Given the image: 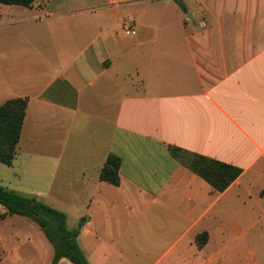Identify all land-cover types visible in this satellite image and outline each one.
I'll return each instance as SVG.
<instances>
[{"label":"crops","instance_id":"crops-1","mask_svg":"<svg viewBox=\"0 0 264 264\" xmlns=\"http://www.w3.org/2000/svg\"><path fill=\"white\" fill-rule=\"evenodd\" d=\"M80 1L0 3V104L28 99L0 186L66 213L90 264H264V0ZM170 146L242 172L215 191ZM37 227L0 218V264H74Z\"/></svg>","mask_w":264,"mask_h":264},{"label":"trees","instance_id":"trees-1","mask_svg":"<svg viewBox=\"0 0 264 264\" xmlns=\"http://www.w3.org/2000/svg\"><path fill=\"white\" fill-rule=\"evenodd\" d=\"M35 1L0 0V3L31 6ZM176 1L183 6L180 0ZM27 107L26 97L11 98L0 104V162L5 165L10 166L14 162ZM170 152L174 158L205 179L218 192L224 191L242 172L236 166L180 147L170 146ZM120 163L118 156L110 154L100 169V179L118 185ZM0 205L6 209L4 214H0V218L7 214H19L29 217L43 230L55 247V263L67 258L74 264H90L78 244V229L71 230L67 226L66 213L35 197L16 193L3 186H0ZM200 239L206 240L207 235L202 234Z\"/></svg>","mask_w":264,"mask_h":264},{"label":"built area","instance_id":"built-area-1","mask_svg":"<svg viewBox=\"0 0 264 264\" xmlns=\"http://www.w3.org/2000/svg\"><path fill=\"white\" fill-rule=\"evenodd\" d=\"M137 31L133 27L129 26L128 24H124V34L127 36L136 35Z\"/></svg>","mask_w":264,"mask_h":264},{"label":"rangeland","instance_id":"rangeland-1","mask_svg":"<svg viewBox=\"0 0 264 264\" xmlns=\"http://www.w3.org/2000/svg\"><path fill=\"white\" fill-rule=\"evenodd\" d=\"M100 2H102V0H82V1L79 2V4H80L79 6H83V4L88 5V4L100 3ZM115 25H121V23L120 24H115ZM37 228L41 232L40 228L39 227H37ZM41 233H43V232H41Z\"/></svg>","mask_w":264,"mask_h":264}]
</instances>
